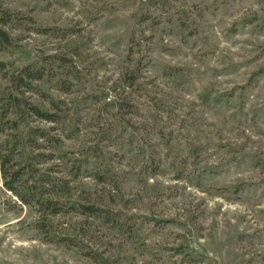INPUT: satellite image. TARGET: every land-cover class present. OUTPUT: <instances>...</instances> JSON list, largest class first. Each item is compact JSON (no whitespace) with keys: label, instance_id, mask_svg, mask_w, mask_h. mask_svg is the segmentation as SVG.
Masks as SVG:
<instances>
[{"label":"rangeland","instance_id":"rangeland-1","mask_svg":"<svg viewBox=\"0 0 264 264\" xmlns=\"http://www.w3.org/2000/svg\"><path fill=\"white\" fill-rule=\"evenodd\" d=\"M3 10L17 45L0 46V125L9 74L31 60L53 74L40 89L77 104L80 131L63 149L93 141L96 108L123 95L129 71L137 104L132 130L106 148L121 191L101 199L104 215L64 205L39 228L0 171V264H264V0H0ZM22 128L0 132V158Z\"/></svg>","mask_w":264,"mask_h":264},{"label":"trees","instance_id":"trees-1","mask_svg":"<svg viewBox=\"0 0 264 264\" xmlns=\"http://www.w3.org/2000/svg\"><path fill=\"white\" fill-rule=\"evenodd\" d=\"M1 12L0 46H15L17 42L8 32L6 24L16 17L10 16L8 10ZM46 29L42 26L35 27L37 31ZM48 57L62 64L67 61L63 54H48ZM0 64L5 65L4 62ZM51 75L53 74H49L43 64H37L35 60L11 71L8 92L4 96L6 122L5 125H0V132H6L7 128L27 127L9 133V137L7 135L5 147L8 153L1 154L0 171L5 177L6 186L22 203L31 205L37 218H41V222L37 220L39 228L44 226L45 221H49L48 217L59 214L64 205H76L89 214L104 215L102 210L106 203L101 199L104 196H119L121 191V178L113 164L112 154L106 148L109 144L120 143L122 130H132L134 126L128 114L137 104V101L129 96L135 79L132 71H129L123 86L127 90H121L123 95L114 91L112 97L103 98L96 108L91 122L96 130L93 141L74 149H63V139L77 135L81 121L77 119L76 103L53 96L39 88L37 81L43 76ZM58 81L59 89L69 92V84L61 78ZM26 92L36 93L43 104L29 100ZM147 98L156 105L153 95ZM30 117L43 124L30 123ZM90 119L92 118L89 117ZM42 162L47 164L42 166ZM9 167L13 169L9 173V180H6ZM82 177L91 178L94 187L78 189L75 183ZM76 189L77 193L73 195ZM70 198H73L74 202H67ZM82 198H85L86 203L80 202Z\"/></svg>","mask_w":264,"mask_h":264}]
</instances>
